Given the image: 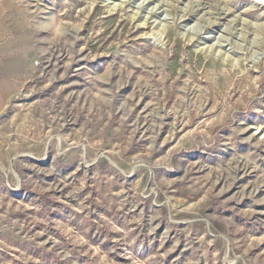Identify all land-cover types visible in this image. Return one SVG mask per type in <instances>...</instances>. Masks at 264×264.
Here are the masks:
<instances>
[{
  "label": "rangeland",
  "instance_id": "374dc122",
  "mask_svg": "<svg viewBox=\"0 0 264 264\" xmlns=\"http://www.w3.org/2000/svg\"><path fill=\"white\" fill-rule=\"evenodd\" d=\"M0 264H264V0H0Z\"/></svg>",
  "mask_w": 264,
  "mask_h": 264
},
{
  "label": "crops",
  "instance_id": "0c3cea01",
  "mask_svg": "<svg viewBox=\"0 0 264 264\" xmlns=\"http://www.w3.org/2000/svg\"><path fill=\"white\" fill-rule=\"evenodd\" d=\"M1 98V97H0Z\"/></svg>",
  "mask_w": 264,
  "mask_h": 264
}]
</instances>
